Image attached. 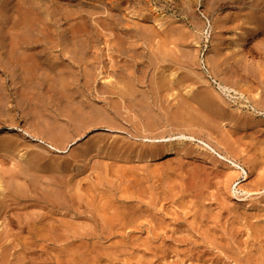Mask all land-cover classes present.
Listing matches in <instances>:
<instances>
[{
	"label": "rangeland",
	"instance_id": "obj_1",
	"mask_svg": "<svg viewBox=\"0 0 264 264\" xmlns=\"http://www.w3.org/2000/svg\"><path fill=\"white\" fill-rule=\"evenodd\" d=\"M236 4L0 0L39 53L0 50V264H264V36ZM161 136L191 153L148 158Z\"/></svg>",
	"mask_w": 264,
	"mask_h": 264
},
{
	"label": "bare ground",
	"instance_id": "obj_2",
	"mask_svg": "<svg viewBox=\"0 0 264 264\" xmlns=\"http://www.w3.org/2000/svg\"><path fill=\"white\" fill-rule=\"evenodd\" d=\"M237 1V4L236 5H238V7H240V8H243V7H245L246 5H248L249 7H248V9H245L246 11L247 10H249V12L247 11V13L244 15V17L246 16V15H248L246 18L248 19V24H249V26H251V27H249V28H257L259 31H260V33H261V36H264V12H262V11H260L261 9H259L260 8V6H261V3H262V1L261 0H236ZM262 8V7H261ZM264 8V7H263ZM262 8V9H263ZM241 10V9H240ZM239 10V11H240ZM245 10H243V11H245ZM264 10V9H263ZM156 14V13H155ZM243 14V13H242ZM154 17V22L155 23H157V24H159L160 25V20H161V17H162V15L161 14H156L155 16H153ZM161 26V25H160ZM239 28H248V27H246L245 25H244V22H243V24H241V27H239ZM10 42L8 43V45H4V43H3V41H0V50H4L5 48H8L6 51L8 52V55H10V56H14L15 54H18V58L16 59L17 60V62H20V64L22 63H25V62H27V65H29L28 64V62L29 63H32V64H34V63H37L38 61H39V58H38V52L37 53H30L31 51H34V49L33 48H27V47H24V50L25 51H27L28 52V54L25 52V53H21L20 52V50H21V47H22V43H21V41H19V40H17V42L15 43V42H13L12 40H13V38H12V36L10 37ZM240 40V39H239ZM242 40V39H241ZM240 40V41H241ZM243 42L244 41H241L239 44H235L236 46V48H238V49H240V47L239 46H242V44H243ZM36 50V49H35ZM27 67H29V66H27ZM174 75L172 74V76L171 77H173ZM146 137V136H145ZM154 137V136H153ZM152 137V139H145V141L147 142V143H152V144H154L155 145V147H152L151 146V148H150V153H149V155L151 156V154H154L155 153V157L154 158H152V156L151 157H148V158H152V159H156L158 156L160 157V158H164V160H166L167 162L169 161H171V160H173V156L175 157L176 155L175 154H181V153H183V154H185L186 153V155H188L189 153H191L190 151L191 150H189V152H186L187 151V149L185 150V148H184V146L185 145H183V143L182 142H175L174 140H173V138H166L165 136H161V137H158L159 139H157L156 137L155 138H153ZM147 138V137H146ZM151 138V137H150ZM143 141H144V139H143ZM205 146H206V144H204ZM50 148H52V149H55L54 147H52V146H50ZM155 150H154V149ZM212 150V149H211ZM193 152V151H192ZM188 153V154H187ZM227 154H229V153H227ZM192 155V154H191ZM200 156V155H199ZM203 157H204V155H202ZM218 156V158L221 160V161H223V162H221V163H223L222 164V166L224 165V167L226 166L227 168L229 167V169H230V171L232 170V172H231V174H229L227 171V180L230 182V185H229V188L231 189V187H232V185L236 182V181H238L239 179H240V181L235 185V187L233 188V193L234 194H237L236 192L238 191V192H240V193H242V192H244V195L245 196H247L251 191H248V190H245L242 186L244 185L243 183L244 182H246V180L248 179V173H247V171L237 162V161H235L234 159H232V158H230V157H228V155L226 156V155H224V156H221V155H217ZM231 157H233L232 156V154L230 155ZM202 157V159H206V156L203 158ZM235 157V156H234ZM233 157V158H234ZM208 159H206L208 162H211L212 164L211 165H213V164H216V162L218 161H216L215 162V160L212 158H210V157H207ZM210 158V159H209ZM151 159V160H152ZM157 160V159H156ZM205 160V161H206ZM214 160V161H213ZM207 162V163H208ZM218 163V162H217ZM219 165H221L220 164V161H219ZM218 165V166H219ZM213 166H216V165H213ZM225 167V168H226ZM215 168H213V170H214ZM217 170V169H216ZM220 170V169H219ZM219 170H217V171H215L216 173H219L218 171ZM223 170H221L220 171V173H224L225 174V172H222ZM225 171V170H224ZM219 173V174H220ZM229 174V175H228ZM222 175V174H221ZM239 177V178H238ZM258 183H260V182H257V184ZM243 184V185H242ZM4 185L2 184V182H0V196H2L1 194L3 193V191H5L4 190ZM238 187V188H237ZM236 189V190H235ZM263 189H264V187H263ZM139 200V199H138ZM140 203V202H139ZM145 204V203H144ZM129 205H131L130 203H129ZM145 206L146 207H149V205L146 203L145 204ZM132 209H135V208H132ZM136 211V210H135ZM59 224V223H58ZM67 224V223H66ZM54 225V224H53ZM59 225H62V222L59 224ZM57 226V225H56ZM67 226V225H66ZM70 226V225H69ZM50 227V229H51V226H49ZM52 227H54V226H52ZM60 227H62V226H59V227H57V228H59V230H60ZM65 227V226H64ZM68 227V226H67ZM66 227V228H67ZM57 228H54V229H52V233H55V232H57L56 231V229ZM65 228V229H66ZM69 228L70 227H68V229H66L67 231L69 230ZM53 230H55V232L53 231ZM48 231V233L50 232L49 230H47ZM153 232H155V231H153ZM56 235V234H55ZM153 235H154V233H153ZM155 237H158V234H156V232H155ZM54 237V236H53ZM56 237V236H55ZM75 252V251H74ZM74 254V253H73Z\"/></svg>",
	"mask_w": 264,
	"mask_h": 264
}]
</instances>
